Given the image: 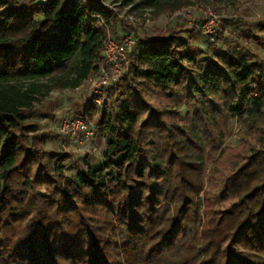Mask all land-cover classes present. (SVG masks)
Masks as SVG:
<instances>
[{
    "label": "trees",
    "instance_id": "obj_1",
    "mask_svg": "<svg viewBox=\"0 0 264 264\" xmlns=\"http://www.w3.org/2000/svg\"><path fill=\"white\" fill-rule=\"evenodd\" d=\"M136 5L161 14L186 0ZM116 20L102 0H0V264H264V148L222 178L226 208L213 207L202 180L203 143L215 152L230 119L264 129L254 52L200 56L173 33L144 38L104 89L123 103L90 102L78 116L89 125L99 114L101 161L68 175L70 156L45 149L31 110L97 71ZM128 74L126 94L112 89ZM140 87L186 107L190 127Z\"/></svg>",
    "mask_w": 264,
    "mask_h": 264
},
{
    "label": "rangeland",
    "instance_id": "obj_2",
    "mask_svg": "<svg viewBox=\"0 0 264 264\" xmlns=\"http://www.w3.org/2000/svg\"><path fill=\"white\" fill-rule=\"evenodd\" d=\"M102 1L117 14V20L109 28V37L120 39L125 34L131 35L136 40L130 48L133 56L138 54L139 42L144 38L165 37L168 33H173L182 39L183 48L199 53L200 56H213L239 45L254 52L264 63V0H186V5L179 10L161 14L154 13L151 8L137 6L138 0ZM206 27H209L208 32L204 31ZM129 59L131 62L130 54ZM96 77L97 71L78 88L52 91L30 112V120L38 124L39 133L46 137L45 149L70 156L66 162L68 175L75 174L86 164H97L101 161L104 138L102 131L95 127L99 114L89 124L92 135L87 138L82 134H62L58 129L62 116H80L91 102L92 86ZM130 78L128 74L112 89L116 88L126 94V82ZM140 88L144 97L155 107L178 111L174 120L182 126L190 127L188 117L185 118L186 107L176 108L161 100L157 93ZM120 98L117 101V94H112L111 90L103 91L96 106L106 103L108 111L123 103L124 98ZM224 128L223 134L217 137L219 148L215 152H209L208 144L203 143L204 190L210 196L213 207L220 210L229 205L218 198L222 178L241 163V156L264 148V129L252 133L237 118L230 119Z\"/></svg>",
    "mask_w": 264,
    "mask_h": 264
},
{
    "label": "built area",
    "instance_id": "obj_3",
    "mask_svg": "<svg viewBox=\"0 0 264 264\" xmlns=\"http://www.w3.org/2000/svg\"><path fill=\"white\" fill-rule=\"evenodd\" d=\"M204 31L208 32L209 27H206ZM135 41L129 34H125L120 39L107 37L103 41L102 60L97 68V79L92 86L91 102L98 104L104 89L116 84L123 74L127 72L130 65V48L135 44ZM58 129L62 134L66 135L76 136L77 134H82L85 138L92 135L89 125L78 116H62Z\"/></svg>",
    "mask_w": 264,
    "mask_h": 264
}]
</instances>
